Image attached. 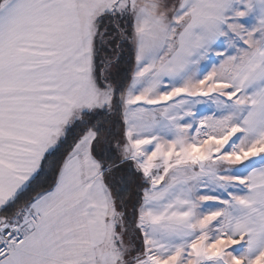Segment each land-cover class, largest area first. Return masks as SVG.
Here are the masks:
<instances>
[{"label": "crops", "instance_id": "1", "mask_svg": "<svg viewBox=\"0 0 264 264\" xmlns=\"http://www.w3.org/2000/svg\"><path fill=\"white\" fill-rule=\"evenodd\" d=\"M96 1L98 18L113 10L126 12L138 32L139 17L129 8L139 0ZM171 3L162 0V16ZM86 7L88 0H4L0 6V210L25 188L44 154L55 150L51 144L57 126L90 79L86 38L91 19L81 16L89 14ZM177 18L183 25L176 47L151 83L181 86L207 57L237 46L244 54L241 72L216 82L230 88L228 95L235 92L247 100L241 125L264 141V0H179ZM142 22L147 37L158 36L162 28L154 17ZM239 37L241 44L234 41ZM217 64L212 58L208 66L215 69ZM200 71L203 83L208 68ZM262 150L264 146L238 143L214 148L212 160L229 163L231 181L239 184L231 186L227 198L220 196L225 207L198 210L186 181L149 196L139 223L144 250L139 263L198 264L205 254L215 263L264 264V157L242 166ZM225 173L221 169L219 176ZM111 206L92 142L70 153L53 189L10 218L0 215V231L14 228L26 236L0 264H106V251L103 257L98 252L110 233Z\"/></svg>", "mask_w": 264, "mask_h": 264}, {"label": "rangeland", "instance_id": "2", "mask_svg": "<svg viewBox=\"0 0 264 264\" xmlns=\"http://www.w3.org/2000/svg\"><path fill=\"white\" fill-rule=\"evenodd\" d=\"M97 2L88 0L86 9L88 8L90 12L81 14L84 21L91 19L88 21L90 29L86 38L91 61L90 79L85 80L86 82L67 107L68 113L57 126L51 150L58 147L66 131L82 119L84 112L104 110L113 100V87L108 84L103 89L98 88L93 76L95 40L98 35L97 20L98 13H101L100 9L94 8ZM168 9L169 14H166ZM163 10L162 0H139L129 8L131 15L139 17L136 23V28L139 30L133 36L137 56L135 55L136 63L132 80L120 99L124 124L121 156L123 160L132 158L130 160L139 166L143 177L149 183L142 190L138 224L141 222L143 207L149 196L161 192L166 186L178 181L188 183L198 210L201 209L203 212L207 207L212 210L222 207L224 201L221 197L227 198L231 186L239 184L231 181L233 168L226 167L229 163L223 159L212 160L214 148L218 145L230 146L233 143L245 147L264 146V141L258 142L256 138L247 134L241 125L249 110L247 100L235 92L233 96L228 95L227 90L230 88L223 86L221 82L222 85L216 82L230 81L241 72L239 68L244 63L240 57L242 58L244 54L237 46L228 48L227 53L215 52L207 57L206 61L190 73L181 86H175L172 82H162L155 87L151 83L153 75L175 49L178 30L183 25L181 18H177L179 0H172L171 5L165 7L164 16H162ZM146 16L154 17L157 26L162 28L156 32L158 36L147 37L142 22L143 17ZM131 17L134 19L133 16ZM82 24H84L83 20ZM228 40L229 38L226 39ZM234 41L243 43L242 37L234 38ZM212 58L218 63L215 69L208 66ZM107 68L111 70L113 67ZM202 68H208L207 74L202 78L203 83L199 81ZM109 79L108 77V81ZM95 138L94 131L86 132L72 153L88 148ZM263 157L264 150L259 153L255 151L254 155L242 162V166L246 167L248 163L256 162ZM200 162L204 165L203 168L200 167ZM221 169L226 170V173L219 176ZM245 170L246 168L238 171ZM154 184L156 187L153 188ZM110 194L108 190L112 203L108 220L110 233L105 247L98 252V257L105 256L106 251V264H131L134 260L129 258L132 250L128 239L117 233L118 212ZM207 220L210 222L211 217L208 216ZM199 259L198 264H228L215 263L205 254ZM229 264L236 263L229 262Z\"/></svg>", "mask_w": 264, "mask_h": 264}, {"label": "trees", "instance_id": "3", "mask_svg": "<svg viewBox=\"0 0 264 264\" xmlns=\"http://www.w3.org/2000/svg\"><path fill=\"white\" fill-rule=\"evenodd\" d=\"M3 1L0 0V6ZM97 24L93 76L98 88L103 89L108 84L113 87L111 105L104 110L84 112L82 119L67 130L58 147L44 154L33 177L16 198L0 210V215L10 218L38 195L53 189L67 157L81 137L92 130L96 136L93 153L118 212L117 233L128 239L132 250L129 258L136 257L133 264H140L144 250L138 216L142 190L149 183L133 160H123L121 156L124 124L120 99L135 68L134 23L130 14L113 10L103 14ZM108 66L113 68L108 70Z\"/></svg>", "mask_w": 264, "mask_h": 264}, {"label": "built area", "instance_id": "4", "mask_svg": "<svg viewBox=\"0 0 264 264\" xmlns=\"http://www.w3.org/2000/svg\"><path fill=\"white\" fill-rule=\"evenodd\" d=\"M26 236L17 229L8 228L0 231V261L14 250L20 248ZM137 260V259H136ZM138 261V260H137Z\"/></svg>", "mask_w": 264, "mask_h": 264}, {"label": "water", "instance_id": "5", "mask_svg": "<svg viewBox=\"0 0 264 264\" xmlns=\"http://www.w3.org/2000/svg\"><path fill=\"white\" fill-rule=\"evenodd\" d=\"M152 187L154 188V187H156V185H153Z\"/></svg>", "mask_w": 264, "mask_h": 264}]
</instances>
